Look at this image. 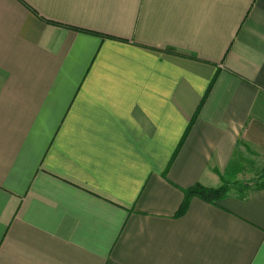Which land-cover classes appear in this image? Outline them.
<instances>
[{"label": "crops", "instance_id": "obj_1", "mask_svg": "<svg viewBox=\"0 0 264 264\" xmlns=\"http://www.w3.org/2000/svg\"><path fill=\"white\" fill-rule=\"evenodd\" d=\"M240 155L264 0H0V264H264Z\"/></svg>", "mask_w": 264, "mask_h": 264}, {"label": "trees", "instance_id": "obj_2", "mask_svg": "<svg viewBox=\"0 0 264 264\" xmlns=\"http://www.w3.org/2000/svg\"><path fill=\"white\" fill-rule=\"evenodd\" d=\"M246 157V156H245ZM241 155L238 158H235L234 161L231 163L232 164V168L235 170V173L239 172L240 170L242 171V169L245 172L246 167L251 166V164H255L258 162L257 159H250L247 160L248 162H244V158ZM262 169V171H264V164L261 168V166H257V171ZM235 185H239V181H236V183H234ZM238 186V187H239ZM264 186V173L259 177L258 180L254 181L253 184H251L250 182H247L243 185V188L241 190V193L244 192L245 190H249L250 188L253 187H263ZM231 183L230 182H225L223 185H221L220 187L217 188H213V187H205L202 186L200 184L196 185L195 187L189 189L186 192V197L185 200L183 202V205L181 206V210L180 213H183L188 204H189V199L192 196H199L205 200L208 201H217L219 199H221L222 197L226 196L228 194V192L231 190ZM249 191L241 194V196L245 197L248 194Z\"/></svg>", "mask_w": 264, "mask_h": 264}, {"label": "rangeland", "instance_id": "obj_3", "mask_svg": "<svg viewBox=\"0 0 264 264\" xmlns=\"http://www.w3.org/2000/svg\"><path fill=\"white\" fill-rule=\"evenodd\" d=\"M244 159H245L244 162H248L247 160H250V159H252V160L257 159L258 162L255 164H251V166H249V167H246L244 174L243 175L241 174L242 176L239 177L240 180H238V181L242 185V188H243V185L247 182H250L251 184H253L254 181L258 180L259 177L264 173V171H262V169L257 171V166H261V168H262V166L264 164V157L263 156L255 157L253 155H250V157L246 156ZM231 183H234V180H232ZM236 186L237 185L233 186V184H231L230 188L233 189Z\"/></svg>", "mask_w": 264, "mask_h": 264}]
</instances>
